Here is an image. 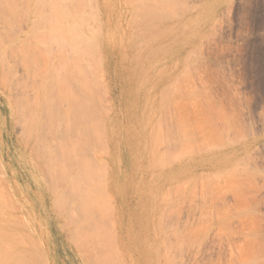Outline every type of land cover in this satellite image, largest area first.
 <instances>
[{
    "label": "rangeland",
    "instance_id": "374dc122",
    "mask_svg": "<svg viewBox=\"0 0 264 264\" xmlns=\"http://www.w3.org/2000/svg\"><path fill=\"white\" fill-rule=\"evenodd\" d=\"M50 1L0 0V260L264 264V0H74L65 96Z\"/></svg>",
    "mask_w": 264,
    "mask_h": 264
},
{
    "label": "bare ground",
    "instance_id": "6f19581e",
    "mask_svg": "<svg viewBox=\"0 0 264 264\" xmlns=\"http://www.w3.org/2000/svg\"><path fill=\"white\" fill-rule=\"evenodd\" d=\"M22 1V0H21ZM24 1V0H23ZM6 3H7V1H5ZM8 2H9V0H8ZM92 2H93V5H94V7H99V6H101V0H92ZM10 3V2H9ZM25 3V2H24ZM37 3H38V1H37ZM117 3V2H116ZM23 4V3H22ZM10 5V4H9ZM79 2H75L74 0H51L50 1V3H48L47 5H45L44 4V13H43V11H42V17H43V31L41 32V34H43V35H45V34H47L46 36L48 37V38H50L51 37V39H52V43L51 44H54L55 45V47H56V51H54L53 49V51L55 52H53L54 53V55H53V58H54V60L56 59V63H55V69H57V70H55L56 71V73H57V75H55V76H58V82L56 83L57 84V86H61V84L62 83H64V81H65V79H63L64 81H61V84H60V81L59 80H61V77L62 76H64V77H66V78H68V80H67V83L69 82V81H71V80H69V77H74L75 76V74H74V72L77 74L78 73V75H80L81 74V72H82V69L78 72V68H79V66L81 65V68H84L83 66H82V62L83 61H85V59H87V57L89 58V61H91V60H94L93 58H91V51L89 50V52H88V48H90V41L88 40V38L86 37V34H84V30L85 29H81L82 28V23L79 21V19H78V14H76V12H77V9H78V7H79ZM0 6H1V3H0ZM21 6V5H20ZM26 6V5H25ZM25 6H23V7H25ZM47 6V7H46ZM8 7V6H7ZM7 7H5V8H7ZM22 6H21V8H23ZM37 6L35 5V11L37 12H35L34 14H38V11H40L38 8H36ZM123 6H122V3L120 2V10H122V12H123V8H122ZM1 8V7H0ZM38 11H37V10ZM1 11V10H0ZM10 11H12V10H10ZM28 11H30V10H28ZM110 11H112V10H110ZM24 12V11H23ZM41 12V11H40ZM39 12V13H40ZM108 12V11H107ZM107 12H104V13H102V17H101V22L99 23V25H100V31H101V34H102V36L103 37H105L106 39H107V37L110 35L111 36V34H110V26L107 24V22H106V14H107ZM15 13H16V11H15ZM25 13H27V11L25 10ZM109 13V12H108ZM28 15V14H27ZM34 21V20H33ZM32 21V22H33ZM8 22V21H7ZM32 22H31V24H32ZM157 22V21H156ZM9 24V23H8ZM12 24V23H11ZM157 24H158V26L160 27V29H161V31L162 32H167V30H168V27H165V28H162L161 26H160V24L157 22ZM13 25V24H12ZM32 26V25H31ZM34 28H36V27H34ZM92 27L89 25V26H87L86 27V29H91ZM125 30V29H124ZM2 31V30H1ZM40 32V31H39ZM124 33H125V35H127V32H126V30L124 31ZM39 35H40V33H39ZM132 34H131V31H129V39H128V41L129 40H131L132 39ZM42 37V36H41ZM47 38V39H48ZM5 39V38H4ZM41 39V38H40ZM110 39L112 40V36L110 37ZM196 39V37L194 36L193 37V39L192 40H187V43L188 42H191V41H194ZM44 40V39H43ZM108 40H109V38H108ZM107 40V41H108ZM46 41V40H45ZM1 42H2V40H1ZM6 42V41H5ZM109 42V41H108ZM119 42H120V39H119ZM122 42L123 43H125V39L124 38H122ZM51 46H50V50H51ZM4 49V48H3ZM87 49V50H86ZM49 50V49H48ZM150 51V50H149ZM148 51V52H149ZM52 52V51H51ZM107 52V51H106ZM147 52V53H148ZM129 55H130V57L132 58L133 56H134V53H128ZM90 56V57H89ZM1 57V56H0ZM3 57V56H2ZM1 57V58H2ZM70 57H72L71 59L72 60H70L69 58ZM106 57V56H105ZM104 57V55H102V53L99 55V59L100 58H102V59H104L105 58ZM4 60V59H3ZM6 60V59H5ZM0 61H1V59H0ZM92 62V61H91ZM84 63V62H83ZM6 64V63H5ZM86 64V63H85ZM84 65V64H83ZM86 65H90L89 64V62L86 64ZM91 66V65H90ZM0 67H1V65H0ZM91 68V67H90ZM89 68V69H90ZM1 69H3L2 67H1ZM0 69V70H1ZM52 70H53V68H52ZM54 73V72H53ZM53 73H51V75L52 76H54L53 75ZM55 74V73H54ZM0 76H2L3 77V75H0ZM54 76V77H55ZM76 77V76H75ZM1 78V77H0ZM4 78V77H3ZM2 79V78H1ZM1 79H0V81H1ZM56 79H57V77H56ZM2 81H4L3 79H2ZM1 81V82H2ZM73 81V80H72ZM71 81V82H72ZM75 81V80H74ZM73 81V82H74ZM0 82V83H1ZM4 82H2V84H3ZM66 85L67 84H63L61 87H62V89H61V92H63V96H65V92H66ZM3 86V85H2ZM1 86V87H2ZM68 86V85H67ZM70 87L72 86V84H70L69 85ZM60 87V88H61ZM3 88H4V86H3ZM41 88V87H40ZM58 88V87H57ZM64 88H66V89H64ZM9 89V88H8ZM8 89H7V91H8ZM38 90H39V88H38ZM60 90V89H59ZM68 90H70V88L69 89H67V91ZM70 93V92H69ZM64 98V97H63ZM66 98V97H65ZM64 98V99H65ZM67 99V98H66ZM65 99V100H66ZM30 101V100H29ZM31 103L33 104V102L31 101ZM115 103V102H114ZM68 105H69V102L67 103ZM21 108V107H20ZM19 108V109H20ZM22 108H23V105H22ZM23 111H24V109H23ZM17 113V112H16ZM23 113V112H22ZM22 113L20 114V113H18L19 115H22ZM26 113H27V111H26ZM31 113H35V111H33V112H31ZM17 114V115H18ZM29 114V113H28ZM31 115V117H32V114H30ZM30 117V119H34V118H31ZM21 118V117H20ZM24 118H25V116H24ZM23 118V119H24ZM39 118V117H38ZM20 120V119H19ZM26 128V127H25ZM29 128V127H28ZM31 130V129H30ZM29 131V130H28ZM34 131V130H33ZM25 134V133H24ZM30 133H28V135H29ZM39 134V133H38ZM41 134V133H40ZM39 134V135H40ZM25 135H27V133L25 134ZM24 136V135H23ZM40 136H42V135H40ZM35 137H36V135H35ZM34 137V138H35ZM136 137V136H135ZM20 139H21V137H19ZM24 138H26V136L24 137ZM43 138V137H42ZM22 140V139H21ZM38 140H39V138H38ZM78 140V139H77ZM24 141V140H23ZM35 140H33V142H34ZM33 142H31V143H33ZM84 142H86V141H83V143ZM136 144V143H135ZM24 145V144H23ZM75 145H76V142H75ZM75 145H74V143H73V146H74V149L76 150V147H75ZM31 146V145H30ZM42 146V145H41ZM69 148H70V146H69ZM69 148H68V150H67V153H68V151H69ZM71 148H73V147H71ZM39 149V148H38ZM64 150H66V149H64ZM72 150V149H71ZM77 151V150H76ZM78 152V151H77ZM81 152V151H80ZM78 154H80V153H78ZM137 155V154H136ZM213 154H202V155H200L199 157H197L195 160L193 159V158H191V160L190 159H188V161H187V163L185 164H182V165H179L178 166V172H182V173H185L186 171H188L189 169H191V170H194V171H196V170H198V169H204L205 167H206V164H207V162L209 161V160H206L205 159V157H208L209 159L211 158V157H213L212 156ZM41 156H42V154H41ZM36 157H38V156H36ZM51 158V157H50ZM73 158H75V157H73ZM41 159V158H40ZM53 159H55L54 157H53ZM77 161V160H76ZM48 162V161H47ZM41 163V162H40ZM71 163V162H70ZM76 163H78V162H76ZM75 163V164H76ZM45 164H46V162H45ZM80 165H82L81 163H79ZM86 165V164H85ZM83 166V165H82ZM87 166V165H86ZM71 168H72V166H71ZM70 168V169H71ZM75 169H77L76 167H75ZM85 169V168H84ZM80 170V169H79ZM39 171V170H38ZM81 171H84V170H81ZM80 172V171H79ZM83 173V172H82ZM85 173H86V171H85ZM85 173H83L82 175L84 176V174ZM87 174H85V176H86ZM86 178V177H85ZM71 179H73V181H74V178H72L71 177ZM85 182H86V180H85ZM1 193V192H0ZM75 193V192H74ZM75 195H76V193H75ZM3 198H5V197H3ZM2 198V199H3ZM2 204V203H1ZM55 205H57V204H55ZM4 206V205H3ZM10 208V207H9ZM10 209H12V207L10 208ZM63 209V208H62ZM32 214V213H31ZM161 214H162V212H161ZM5 231V230H4ZM7 231V230H6ZM13 231V230H12ZM1 232H2V229H1ZM3 233V232H2ZM17 234V233H16ZM15 234V235H16ZM5 235V234H4ZM7 235V234H6ZM17 236V235H16ZM12 237V236H11ZM5 238V237H4ZM13 238V237H12ZM15 238H13V240H14ZM1 242H3V241H1ZM15 242H17L16 240H15ZM18 243V242H17ZM3 246V245H2ZM8 247V246H7ZM11 247V246H10ZM9 249V248H8ZM11 250V249H10ZM1 251H2V249H1ZM5 253V252H4ZM12 253H13V251H12ZM0 254H2V253H0ZM7 254V253H6ZM4 255V254H3ZM2 256V255H1ZM14 259H16V258H14ZM12 257H10V255H9V258L8 257H4V259H1L0 260V264H15V262L13 261L14 260ZM17 260V259H16ZM20 260V259H19ZM26 260V259H25ZM18 261V260H17ZM26 263V262H25ZM29 263V262H28ZM27 263V264H28Z\"/></svg>",
    "mask_w": 264,
    "mask_h": 264
}]
</instances>
